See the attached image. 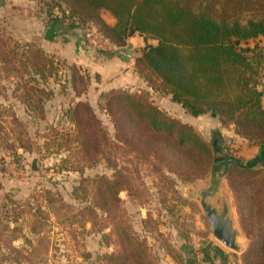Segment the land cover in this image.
Masks as SVG:
<instances>
[{
    "label": "trees",
    "instance_id": "16d2710c",
    "mask_svg": "<svg viewBox=\"0 0 264 264\" xmlns=\"http://www.w3.org/2000/svg\"><path fill=\"white\" fill-rule=\"evenodd\" d=\"M36 2L39 11L53 23L68 27L95 24L120 50L126 46L127 38L136 33L146 41L155 39L156 44L147 43L135 58V68L148 85L169 94L193 116L207 113L215 116L222 127L233 129L260 148L257 159L252 161L221 155L216 142L208 141L193 124L160 107L149 91L127 88L102 91L97 108L110 116L113 139L96 108L88 100H78L63 112L58 124L50 126L49 139L43 144L47 151L51 144L58 149L64 146L68 153L61 162L68 169L83 172L100 161V153H104L108 163L118 167L111 177L101 174L81 178L73 194L84 197L89 186L94 191L90 201L75 214L92 213L95 219L100 209L108 215L109 210L118 207L112 204L120 200L119 192L133 186L134 175L113 162L114 150L128 149L138 156L153 158L161 163L164 178L172 184L175 180L168 173L192 181L220 163L228 173L251 239L250 251L254 249L253 257L246 256L247 262L264 264V0ZM104 11L113 16V24L105 19ZM9 41H14V45ZM66 67L67 80L75 94L81 95L86 91L88 78L77 65ZM60 68L61 62L53 54L33 41L21 44L13 40L0 24V77L14 80L13 95L32 119L46 118V103L54 90L45 83L57 77ZM6 118L0 117V139H11L9 124L22 123L15 113L10 114L9 121ZM19 138L20 145L13 141L14 147L29 149ZM25 140L31 144L30 137ZM56 199L50 198L54 210ZM10 205L7 215L14 218L5 221L0 229V251L7 246L26 258L30 253L24 246L14 245L19 238L31 243L23 227L17 224L25 210L20 201L10 199ZM27 215L29 230L40 234L45 225L41 211L29 208ZM119 231L121 249L105 253L106 259L112 264H155L145 239L125 226Z\"/></svg>",
    "mask_w": 264,
    "mask_h": 264
},
{
    "label": "rangeland",
    "instance_id": "374dc122",
    "mask_svg": "<svg viewBox=\"0 0 264 264\" xmlns=\"http://www.w3.org/2000/svg\"><path fill=\"white\" fill-rule=\"evenodd\" d=\"M2 2L7 4L8 1H0V24L13 40L21 44L28 41L21 35L23 22H16L17 18H14V16L24 17V12L18 8L21 11L8 13L6 12L8 6ZM33 10L36 11V8ZM9 42L14 45V41ZM20 47L19 44L18 48ZM59 61L60 74L49 78L45 83L49 88L60 84L59 87L64 89L67 67L64 61ZM13 87V79L0 77V89L3 88V92H0V117L9 118L11 113H15L22 122L9 124L8 136L11 139L8 137L0 139V181L4 183L0 188V229L3 228L5 221L14 218V215H7V210L12 206L10 199L20 201L25 211L21 212L22 219L17 224L26 231L31 243L22 238L14 242V245L24 246L30 253L26 258L17 255L14 250L4 245V249L0 251V264H112L104 254L121 249L119 243L122 241V235L119 229L123 226L146 240L155 264L161 262L164 252L178 258V247L185 245L195 250L199 258L197 263L204 264L210 261L206 257L209 241H216L230 251L231 264H250L246 256L253 257L254 249L250 251L251 239L246 233L244 219L238 210L228 173L220 163H217L214 170L192 181H184L168 173V176L175 180L172 184L164 178L161 163L154 161L153 158L138 156L136 152L128 149L124 152L114 150L113 162L134 175L133 186L119 192L120 200L112 204L118 207L111 212L109 210L108 215L100 209H97L95 219L92 213L84 216L76 215L78 209L90 201L94 191L93 187L89 186L88 192L83 194L85 196L77 198L73 190L81 178L101 174L111 177L118 167L115 168L112 162L108 163L103 158L104 153L99 154L101 156L97 164L85 168L83 172L62 166L61 158L68 153L65 147L58 149L55 144H51L47 151L46 146L43 145L49 139L47 134L50 132V126L58 124L62 114L58 120H55L54 111L46 110L45 119H32L26 114L24 105L13 95ZM150 94L154 102L171 115H178L184 120L193 122L205 139L213 144L217 143L221 155L242 161L257 159L258 150H254L252 144L238 139L233 134H230L231 136L226 134V138L216 140L215 135L218 134L219 128L215 116L211 114L187 116L169 94L158 91ZM95 108L113 139L114 128L110 116L99 110L97 103ZM8 118L5 120L9 121ZM62 123L66 124L63 120ZM27 136L30 137L31 144L25 140ZM19 137L23 139L21 144L30 146L29 149L18 147ZM13 141L18 145H15L16 149ZM260 162L258 161L257 164H261ZM259 167L261 166L257 168ZM216 180H219L218 191L209 198V201L218 208L221 207L223 199L228 201L234 226L238 230L239 250L225 246L212 234L205 212L200 205L201 190L209 187ZM51 196L57 198L55 210L50 205ZM29 208L32 211L39 209L42 213L45 225L40 234L27 233L30 229V219L27 215ZM104 233L106 237L103 236Z\"/></svg>",
    "mask_w": 264,
    "mask_h": 264
},
{
    "label": "crops",
    "instance_id": "0c3cea01",
    "mask_svg": "<svg viewBox=\"0 0 264 264\" xmlns=\"http://www.w3.org/2000/svg\"><path fill=\"white\" fill-rule=\"evenodd\" d=\"M7 1V4L2 2L5 6H8L6 12L13 13L17 10H22L24 12V17L19 18L14 16V18H17L16 22H23L21 35L25 40L35 42L46 52L53 54L56 58L64 61L67 65H77L80 68V71L85 74V77L88 78L86 91L81 95L75 94L70 82L67 80L69 78V72L66 73L67 78L64 89L59 87L60 84H56V86L53 87L54 95L52 96L53 98L46 103V110L54 111L56 115L54 117L55 120H58L60 115L63 114L71 104L78 100H88L96 107L98 96L102 91L127 88L137 91L147 90L150 93L157 92L148 85L146 80L135 68L136 56L147 43L156 44L157 41L155 39L149 38L146 41L143 36L136 33L127 38V44L124 47L125 51L120 50L115 53L97 52L85 44L83 39V29L80 25L68 27L64 26L62 23L56 24L49 21L39 11L36 0H24L25 3H22L24 2L23 0ZM33 8H36V11H34ZM103 15L110 24L114 23L115 20L108 11H104ZM179 106L184 112H186L180 104ZM185 114L190 117H195L187 112ZM208 114L209 113L199 116ZM174 116L182 119L181 116ZM182 120L191 123L196 127L193 122L184 119ZM215 122L219 128L218 134L216 135L217 140L224 137L226 138V134L229 136H231L230 134H233V136H237L238 139L244 140L245 142L247 141L237 135L233 129L229 130L228 128L222 127L220 121L216 117ZM251 147L259 152L260 148L257 145H251ZM1 183L3 187V181H1ZM27 233L34 234V232H31L30 230H28ZM206 248V257L210 259L212 264H231L230 251L224 246L216 241H209ZM177 257L178 258L172 257L169 253L166 254L164 252L162 254L161 262L158 264H198L197 262L199 261L195 250L186 245L178 247Z\"/></svg>",
    "mask_w": 264,
    "mask_h": 264
},
{
    "label": "water",
    "instance_id": "95a60500",
    "mask_svg": "<svg viewBox=\"0 0 264 264\" xmlns=\"http://www.w3.org/2000/svg\"><path fill=\"white\" fill-rule=\"evenodd\" d=\"M121 51H125V49L122 48ZM218 185L219 180H216L212 185L201 190L200 205L205 212L212 234L225 246L239 250L238 230L234 226V219L228 201L223 199L220 208L209 201V198L217 193Z\"/></svg>",
    "mask_w": 264,
    "mask_h": 264
},
{
    "label": "built area",
    "instance_id": "2783aa9c",
    "mask_svg": "<svg viewBox=\"0 0 264 264\" xmlns=\"http://www.w3.org/2000/svg\"><path fill=\"white\" fill-rule=\"evenodd\" d=\"M82 29L84 42L91 49L102 53H115L120 51V48L105 36L95 24L90 23L82 27ZM204 264L212 263L207 261Z\"/></svg>",
    "mask_w": 264,
    "mask_h": 264
}]
</instances>
